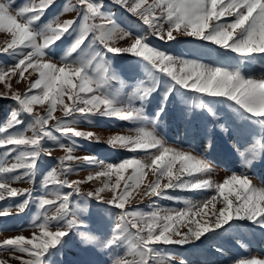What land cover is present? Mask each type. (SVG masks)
Masks as SVG:
<instances>
[{"label":"snow or ice","instance_id":"6c2138e0","mask_svg":"<svg viewBox=\"0 0 264 264\" xmlns=\"http://www.w3.org/2000/svg\"><path fill=\"white\" fill-rule=\"evenodd\" d=\"M54 2L55 0H39V3L35 4L28 0L21 6H15V0H0V32L11 34V41L6 47L0 49V54H11L18 58V62L7 70L0 66V81H4L9 74L15 75L17 70L21 77L28 69L38 71L39 78L30 84L28 91L23 96L15 93L11 98L18 102L19 111L27 114L33 113L35 104L47 102L49 105L46 116L34 117L31 137L25 135L27 129L6 131L22 123L18 119V113L14 112L11 118L0 126V146H11L7 148L4 155L7 156L13 151L18 153L14 158L16 163H13L11 167L0 164V200L5 199V194L9 197L20 194L17 189L10 187L9 183L10 180L21 179V175L5 179L4 174L24 169L22 176L33 178V170L41 152L47 151L50 154L51 149H43L41 141L47 137L56 140L46 126L49 120L54 118L53 112L57 104L62 105L65 119L57 120L55 130L63 133L71 132L74 137L91 138V133L75 131L72 127L75 120L67 118L78 112L85 119L89 115L99 114L108 118L122 117L127 120L141 121L145 118L143 104L160 86L157 74L169 78L163 92L165 101L172 92L178 88L182 89L186 94H194L192 99L200 101L197 106L206 108L213 120H217L216 113L204 103L203 97L223 98L231 102L243 118L256 119L264 127V79L246 77L239 68L230 70L228 67L213 66L198 60L180 59L151 46L143 36H137L130 47H111L109 42L120 32V26L113 15L102 10L103 5L99 3V0H91V2L79 0L83 10L77 20H68L63 23L52 20L39 26L37 22ZM112 2L138 15L159 40L173 41L177 39V36L173 35L175 32L178 35L211 42L237 54L241 59L251 58L255 54H264V0H153L151 4H148L147 0H112ZM67 10V8L64 9V11ZM157 10L161 13L159 16L156 15ZM226 16H232L234 20L222 22V18ZM96 18L106 23L97 24L94 22ZM70 32L77 35L65 57L61 58L63 66L57 67L51 62H44L45 50L50 49ZM90 34L91 42L87 45L89 49H93V45L98 42L107 52L128 53L146 63L151 77L147 82L142 81L137 86L134 95V99L141 103L140 108L124 111L118 106L121 101L108 88L109 81L117 77L111 74L108 66L101 63L103 57L99 52L93 50L78 60L67 59L81 49ZM130 35V32H123L122 38ZM40 40L42 43L38 42ZM24 49H31V51L25 53ZM37 89L42 95L33 94V90ZM65 96L72 102L71 106L64 102ZM132 99V97L129 98L130 105ZM162 112L163 107L156 113V120ZM109 143L129 150L156 149L158 154L150 153V164L140 159L129 158L119 163L105 165L103 161L95 157H73L72 148H68L69 155L61 160L62 166L64 160L80 159L84 164L98 165L104 169L96 173V178L110 179L113 174L116 175V182L110 189L113 193L112 198L104 201L100 195L109 188L107 183L95 192L89 191L82 194L79 187H73L67 180H59L56 169H53L45 176L42 187L47 191L49 184L59 189L67 186L72 188V191L67 193L57 191L55 199L38 198L37 209L38 212L42 211V219L39 215L34 216L31 226L38 228L39 234L34 232L30 239L22 235L5 239L0 244V249L27 254V259L23 256L12 257L20 260V264H52L53 250L62 244L64 237L71 230L82 227V222L78 220L80 210L78 206L72 205L70 199L74 195L95 197L98 202L107 203L121 210L118 222L112 228L109 238L100 241L85 232H80L86 244H99L109 248L128 243L133 256L138 257L133 260L114 259L113 264H153V261H156V264H164L171 254H161L153 247L154 245L184 246L193 240H200L207 233L214 234L215 230L229 225L233 220H247L264 227V188H256L246 176L235 174L222 183L215 184V190L222 198L220 202L224 205L218 213L213 203L217 200L216 196L202 202V208L200 205H192L185 212L176 215L168 212L161 215L159 210L149 214L126 210L125 204L128 197L135 188L139 187L147 168L151 169L156 179L148 186L145 195L167 199H174V197H165L161 191H158L161 189L162 178H167V183L162 186L164 189L205 190L213 187V181L201 180L195 174L210 173L212 169L206 160L193 156L190 152L165 147L154 131L139 130L134 136H115ZM57 144H59L58 141ZM59 146L64 147L63 144ZM252 152H256L255 145ZM247 155L248 153H245L246 157ZM177 163L180 167L174 172ZM129 168L132 169V173L125 178L124 173ZM62 171L67 174L76 171V168L62 167ZM182 175L192 179H182ZM88 179L91 180L93 177L89 176ZM121 180H124V186L117 194L116 190L120 188ZM26 194L31 196V192ZM232 196H235V203L230 198ZM28 204L29 200L25 199L18 208L22 211ZM209 204H212L211 217L214 218L211 223L204 219L208 213L203 211ZM53 205L56 206V212L49 216L46 206ZM194 209L200 210L194 211ZM7 214L6 211L0 212V216ZM191 216H200L203 223L190 220L189 222L195 227H189L187 232L181 233L176 225ZM53 223L56 227L55 231L49 230ZM133 229L135 231H132ZM0 264H6V261H0ZM180 264H185V261L181 260ZM240 264H264V259L242 260Z\"/></svg>","mask_w":264,"mask_h":264},{"label":"trees","instance_id":"16d2710c","mask_svg":"<svg viewBox=\"0 0 264 264\" xmlns=\"http://www.w3.org/2000/svg\"><path fill=\"white\" fill-rule=\"evenodd\" d=\"M66 2L71 4L72 9H75L73 10V20H77L83 10L79 0H55L45 14H49L51 10H55L57 14L56 5L62 9ZM99 3L103 5L102 10L113 15L116 23L120 26V32L109 42L111 47L126 48L120 46L119 42L123 32H130L131 35L126 36L127 38L130 37L134 41L137 36H143L151 46L180 59L198 60L213 66L228 67L230 70L239 68L246 77L264 79V54H255L251 58L241 59L237 54L224 50L211 42L178 35L175 32L173 35L177 36V39L173 41L159 40L153 34V30L144 24L138 15L128 12L124 7L113 3L112 0H99ZM147 3H153V0H147ZM160 14L157 10L156 15L159 16ZM233 20L234 17L232 16L222 18V22L225 23ZM58 22L62 23L59 20ZM94 22L97 24L106 23L100 18H96ZM164 27L166 30L167 25L165 24ZM76 35L72 32L66 34L62 40L57 41L47 50L60 51L57 48H60L62 44L70 45L74 42ZM90 42L91 34L81 49L77 50V54L80 55L79 58L86 56L90 51L87 47ZM95 46L103 53L101 63L108 66L111 74L117 77L115 80L109 81L108 88L121 101L118 106L124 111H129L130 108H140L141 103L134 99V95L137 86L142 81L147 82L151 77L146 63L128 53L113 54L107 52L104 46L98 42ZM48 56L51 57L45 53L44 57L50 60ZM51 58L54 59H51L52 61H56L55 57ZM1 59H6V64L0 63V66L5 70L9 69L7 64H9L10 59L7 57ZM157 79L160 81V86L143 104L145 118L141 121L127 120L122 117L108 118L99 114L89 115L85 119L78 112L67 118L75 120V123L72 124L75 131L81 130L83 133H91V138L74 137L71 132L56 131L57 120H64L65 117L64 112H54V118L49 120L46 127L52 132L56 140L47 137L41 141L43 149H51V152L50 154L47 151L41 152L33 170V178L22 176L24 169L4 174L5 179L15 175H21V179L10 180L9 183V186L17 189L20 194L16 197H9L5 194V199L0 200V212L6 211L8 213L0 216V235L5 238L9 235L7 232L25 229L26 235L27 233L30 235L29 237L27 235L26 238L30 239L34 232L39 234V229L31 226L34 216L39 215L42 219V211L38 212L37 209L38 198L55 199L57 191H63L64 193L72 191V188L67 186L59 189L49 184L47 191L42 187L45 176L53 169H56L59 180H67L73 187H79L82 194L89 191L95 192L96 189L91 185L83 183L95 179L103 182L102 185L107 183L111 189L114 185V180H112L114 174L110 179L106 177L96 178V173L104 170L101 166L84 164L80 159L64 160L62 166L61 160L69 155L68 148H72L71 155L73 157H95L97 160L103 161L105 165L119 163L129 158L139 159L143 155L155 152L156 149L148 151L129 150L109 143L115 136H127V134L134 136L139 130L154 131L165 147L190 152L193 156L206 160L212 171L195 175L201 180L210 179L213 181V187L205 190L164 189L162 186L167 183V178H162L160 181L161 189H158V191H161L165 197L171 196L174 199L155 195L140 196L136 202L125 204V209L129 207L148 208L147 213L142 211H139V213L149 214L159 210L161 215L166 212L176 215L177 210L183 211L186 207L192 205L194 201L204 196H219L215 190V183H222L225 174L246 176L254 187L264 188V150H262L264 149V127L260 125L258 120L243 118L239 115L238 109L223 98L204 96V103L213 109L218 118L213 120L206 108L202 109L197 106L200 101L192 99L194 94H186L184 90L179 88L172 92L165 101L163 92L167 87L166 81L169 78L157 74ZM29 86L28 84L24 85L21 96L28 91ZM3 93L5 94L0 93V126H3L14 112L18 113V119L22 121L14 128L7 129V132L28 130L33 125L36 115H47L49 105L45 107L33 105L32 114L23 113L19 111L18 102L11 98L13 94ZM130 97L133 98L131 105L129 104ZM67 104L71 106L72 102L67 100ZM161 107H163V112L156 120V113ZM57 141L59 144H63L64 147H60ZM253 145L256 148L255 153L252 152ZM9 147L11 146H0V164L5 167H11L13 163H16L14 158L18 155L17 152L13 151L5 156L4 153ZM245 153H248L247 157ZM62 167L76 168V171L65 174ZM179 167L180 165L177 163L174 172ZM131 173L132 169H127L124 173L125 178ZM145 173L147 180L144 187L148 190V186L155 181L156 176L150 168H147ZM89 176H92L93 179L89 180ZM181 178L192 179L183 175ZM121 186H124V180H121ZM27 192H31V196H28ZM100 195L104 201L111 199V197H106L104 193ZM25 199L29 200V204L21 211L18 205ZM70 199L72 205L78 206L80 210L78 220L82 222V227L71 230L64 237L62 244L56 250H53L52 264H113L114 259H138V257L130 254L131 250L128 243L104 248L99 244H86L80 236V232H85L100 241L109 238L112 229L107 230V226L113 228L118 222L120 209L109 206L104 202H98L95 197L89 198L86 195H74ZM234 202L236 201L234 200ZM48 208L51 210V215H54L56 206H46V209ZM96 208L114 212L116 220L108 222L99 218L92 210H96ZM27 221L30 223L29 225L25 224ZM176 226L181 233L187 232L189 228L181 229L179 223ZM49 230H56L54 223L50 225ZM11 238H14V235ZM153 247L161 254H171V257L166 259L164 264H180L181 260L185 261V264H231L233 262L240 264V261L253 259L254 257L264 259V227L247 220H233L229 225L215 230L214 234L207 233L200 240H193L184 246L156 244ZM22 256L24 259L28 258L27 254ZM153 264H156V261H153Z\"/></svg>","mask_w":264,"mask_h":264},{"label":"rangeland","instance_id":"374dc122","mask_svg":"<svg viewBox=\"0 0 264 264\" xmlns=\"http://www.w3.org/2000/svg\"><path fill=\"white\" fill-rule=\"evenodd\" d=\"M26 2H28V0H15V6H21L24 3H26ZM31 3L38 4L39 0H31ZM66 8L68 10L64 11V9H66ZM56 9L58 11L57 14H56L55 10H51L49 12V14H47V15L44 13L43 16H42V19L39 22H37L38 25L39 26H43L44 24H46V23H48L49 21H52V20H59L62 23L65 22V21H68V20H73L74 12H73V9H72V6H71L70 3L66 2L62 9L60 7H58V5H56ZM65 39H68V38H65ZM10 41H11V34L10 33L0 32V49L6 47L7 43H9ZM38 42L42 43V40H40ZM133 42L134 41L130 37L129 38L123 37V38L120 39L119 44H120V46H123V47H130L131 43H133ZM71 44L70 45L62 44L60 46V48L59 47L57 48L60 51H56V52L54 50H49V51L45 50L46 55H50L51 57H55L56 61H52L51 59H53V58L48 56L50 58V60H48V58L46 59V57H44L43 58L44 62H51L53 64H56L57 67L63 66V61H62L61 58L65 57V54L68 51V49L70 48ZM93 50H95L96 52H99L101 54V56L103 57V53H101L95 45H93V49H90V51L87 53V55L89 53H91ZM28 51H31V49H24L25 53L28 52ZM57 52H59V53H57ZM79 56L80 55H78L77 52H76V53H73L70 57H67V59L69 61L78 60V59H80ZM4 57H7L8 59H10L9 64H7V67H9V68H11L16 62H18V58L17 57H13L11 54H0V58H4ZM19 58H22V57H19ZM0 63L5 65L6 64V59H1ZM38 78H39L38 71H35L33 69H28L27 71H25L23 77L20 76L19 70H17L15 75L9 74V77H6L4 81H0V93L5 94L3 92H6L7 95H12V94H15V93H19V94L22 95L24 85H27V84L30 85L33 81H35ZM33 94H41L42 95V93L40 92L39 89L33 90ZM63 99H64V102L67 103L68 97L65 96V97H63ZM35 105L39 106V107H45V106L48 105V103L45 102L44 104H35ZM56 111L63 112L62 105L57 104L56 109L54 110V112H56ZM80 132H81V130H80ZM32 134L33 133H32L31 127H29V129L25 132V135L32 136ZM127 136H131V135L127 134ZM151 154H158V153L155 151V152H151ZM139 159L144 161L147 164L151 163L150 153L141 156ZM146 170L147 169H145V171ZM231 176H232L231 174H225L223 181L225 179H227V178H230ZM112 177H113L112 180H114V184H115L117 177H116L115 174ZM146 180H147V177H146V174H145V176L143 177L142 182L140 183L139 187L135 188L132 191L131 195L128 197V201L126 202V204H131L133 202H136L140 198V196H146L145 192L147 191V188L145 189V187H144L145 184H146L145 183ZM83 183L91 185L94 189H98V188L104 186V185H102L103 182H101L99 179H95V180L88 181V182L84 181ZM215 184H217V183H215ZM122 189H123V186H121L119 189H117L116 190L117 194H119V192ZM102 193H104L106 195V197H111L112 198L113 193L110 190V188L106 189ZM213 196L217 197V200L214 201L213 203H215V210L218 213L219 209L224 206L220 202L222 198L221 197L219 198L218 195H212L210 197L204 196L201 199H199L197 201H194L192 203V205H200V207L202 208V202H206V201L211 200V198ZM230 198L233 201L235 200V196H232ZM192 205H189L183 211L177 210L176 212L177 213H183L188 208L192 207ZM92 210H93L94 214L98 215L99 218H102L105 221L107 220L108 222H113V221L116 220V215H115L114 212H107V211H105L102 208H96V210H94V209H92ZM126 210H128V211H138V212L142 211L144 213H147L149 209L148 208L129 207ZM195 210H200V209H194V211ZM203 211L208 213V215L205 216L204 219H207L211 223L213 221V219H214L213 217H211L212 204H209L208 208L204 209ZM47 213L49 215H51V210L49 208L47 209ZM190 220H196V221H200L201 223H203V220L201 219L200 216L186 217L185 220L182 223H179L180 228L183 229L185 227H195L194 224L189 222ZM25 224L29 225L30 223L27 221V222H25ZM104 227H105V225H104ZM111 229H112L111 226H107V230H111ZM7 234H9V235L7 237H5V238L2 235H0V244H2L3 240L10 239L12 235H14V238L16 236H19V235H22V236H24L26 238L27 235H28V233L26 235V229L25 230H21V231H18V230L10 231V232H7ZM29 236L30 235H28V237ZM130 254L133 255L131 253V251H130ZM22 255L23 254L19 253V252H13V251H10L8 249H0V261H6V264H20V260L13 259L12 257H14V256H22ZM254 258L255 259H260L259 257L258 258L254 257ZM231 264H238V263L233 262Z\"/></svg>","mask_w":264,"mask_h":264}]
</instances>
